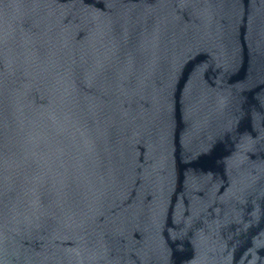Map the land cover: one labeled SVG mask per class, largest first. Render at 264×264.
Listing matches in <instances>:
<instances>
[{"label":"water","instance_id":"obj_1","mask_svg":"<svg viewBox=\"0 0 264 264\" xmlns=\"http://www.w3.org/2000/svg\"><path fill=\"white\" fill-rule=\"evenodd\" d=\"M0 264H264V0H0Z\"/></svg>","mask_w":264,"mask_h":264}]
</instances>
